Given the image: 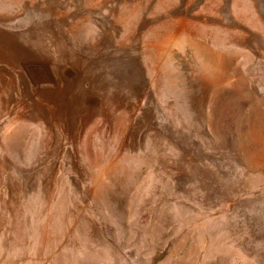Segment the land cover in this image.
I'll return each mask as SVG.
<instances>
[{"label": "rangeland", "instance_id": "obj_1", "mask_svg": "<svg viewBox=\"0 0 264 264\" xmlns=\"http://www.w3.org/2000/svg\"><path fill=\"white\" fill-rule=\"evenodd\" d=\"M0 264H264V0H0Z\"/></svg>", "mask_w": 264, "mask_h": 264}]
</instances>
